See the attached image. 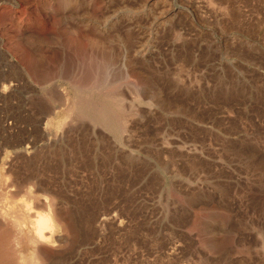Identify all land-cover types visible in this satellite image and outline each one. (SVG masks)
I'll list each match as a JSON object with an SVG mask.
<instances>
[{"label":"rangeland","instance_id":"rangeland-1","mask_svg":"<svg viewBox=\"0 0 264 264\" xmlns=\"http://www.w3.org/2000/svg\"><path fill=\"white\" fill-rule=\"evenodd\" d=\"M1 191L46 264H264V0H0Z\"/></svg>","mask_w":264,"mask_h":264},{"label":"bare ground","instance_id":"bare-ground-1","mask_svg":"<svg viewBox=\"0 0 264 264\" xmlns=\"http://www.w3.org/2000/svg\"><path fill=\"white\" fill-rule=\"evenodd\" d=\"M91 50V49H90ZM75 52V51H74ZM83 53V52H82ZM89 53H91V52H89ZM88 53V54H89ZM84 54H86V53H84ZM95 54V53H94ZM75 55V54H74ZM78 55V54H77ZM91 56H84L83 55V57H82V65H83V67H85L84 66V63H85V65L87 66V67H85L86 68V70H88V72H93V69L94 68H97V66H98V62H99V59H96L95 60V58H93V56H92V53L90 54ZM98 55V54H97ZM79 56V55H78ZM96 57V56H95ZM103 59V58H102ZM77 60V59H76ZM94 60V61H93ZM96 61H98V62H96ZM101 62V61H100ZM99 62V63H100ZM81 65V64H80ZM100 65V64H99ZM98 69V68H97ZM87 72V73H88ZM89 74V73H88ZM80 91V90H79ZM82 94V93H81ZM86 97V96H85ZM73 98V97H72ZM79 98H81V96H79ZM78 100V99H77ZM83 102V101H82ZM85 103V102H84ZM74 104V103H73ZM72 104V105H73ZM102 105H104V104H102ZM107 106V105H106ZM87 107V106H86ZM87 109V108H86ZM88 109H90V108H88ZM91 110V109H90ZM94 110V109H93ZM93 110H91L92 112H93V116H95V118L94 119H96V120H98L99 122L101 121V122H104L105 124H107L108 126H109V124H111V125H116L117 123L115 122V121H113V119H111V117L109 116V111H108V108H106V107H101V105H100V107H98L97 109H95L94 111ZM74 114V113H73ZM82 115V114H81ZM95 120V121H96ZM100 122V123H101ZM104 123L102 124V125H104ZM109 126L110 127V129H111V127L112 126ZM119 125V124H118ZM118 125H116V126H118ZM105 126V125H104ZM108 126H106L107 128H108ZM116 126H114V127H116ZM120 126V125H119ZM118 128V127H117ZM109 129V130H110ZM120 129V128H119ZM118 129V130H119ZM118 130H116L117 132H118ZM116 133V132H115ZM119 133V132H118ZM117 136V135H116ZM6 183H8V182H6ZM5 184V183H4ZM4 186V185H3ZM7 187V186H6ZM7 190V189H6ZM12 190V189H11ZM8 192H10V191H8ZM5 194H7V193H5ZM2 195V191L0 192V196ZM35 195H37V193H35ZM5 196V195H4ZM3 196V197H4ZM38 196H40V195H38ZM2 197V196H1ZM0 197V198H1ZM7 197H9V195L7 196ZM6 196L4 197V198H7ZM10 198V197H9ZM9 198H7V199H9ZM40 197H37V199H39ZM37 199L35 200V201H37ZM1 200H3V199H1ZM0 200V201H1ZM40 200H42V198L40 199ZM9 202L8 200H5V201H1L0 203H2V204H4L5 205V208L7 207L6 205H7V202ZM45 201V199L43 200V201H40V202H44ZM11 202V201H10ZM9 202V203H10ZM25 202V201H24ZM27 202V201H26ZM25 202V204L23 205V204H21V205H23L24 206V208H23V206L21 207V206H18V205H20V204H18V205H13L12 204V206H14V207H12V206H9V205H11V203L8 205L10 208L12 207L14 210H12V208L11 209H6L7 211L8 210H11V211H3V213H5V215H7V213L10 215V213H12L11 215H10V218H11V216H12V219L14 218V220L15 221H12V223H11V221L10 222H8V223H6V222H4L3 221V219L2 218H0V264H46V262L44 263L43 261H45V260H43V257H42V259H41V256H43L42 254V251H41V249L39 248V246H40V244H42V243H46V244H51V245H53L54 246V244H55V242L57 241V240H59V236L62 234H60V235H58V231H59V223H61L60 221L61 220H59L60 219V215L58 216V217H56L55 216V214L57 213H55L54 214V211H52V209H51V207L50 206H53V205H51L52 203H47V201H45V204H44V206L46 207V211L45 210H42L41 212H38L40 209H37L38 211H36V215H35V217H32V219H34V220H32V219H29L28 221H31L30 223L28 222V224L29 225H25L24 227H22L23 225H22V222H20L19 223V221L17 220L18 218H15V217H17V215H16V211L18 212L19 210H22L21 211V213L23 212V211H25V212H23V213H25V214H27V213H29L30 212V210L32 209V208H30L32 205L30 204V202L31 201H29L28 200V203H26ZM23 203V202H22ZM32 203V202H31ZM34 203V202H33ZM30 204V205H29ZM1 205V204H0ZM4 205H2V210L4 209L3 208V206ZM17 206H18V210L16 209L17 208ZM54 207V206H53ZM1 208V207H0ZM24 210H23V209ZM15 209H16V211H15ZM1 210V209H0ZM1 210V211H2ZM0 211V213H2ZM13 211H15V212H13ZM33 211V210H32ZM7 212V213H6ZM20 212V211H19ZM13 213H15V217H13ZM30 214V216H32L33 214L30 212L29 213ZM28 214V215H29ZM32 214V215H31ZM2 215V214H1ZM5 215H3V217H5ZM18 215H20V214H18ZM56 215H58V214H56ZM22 216L24 217V218H22ZM22 216H19V218L21 217L22 219H24L23 220V223H25V222H27V219L25 218V216H27V215H25L24 216V214L22 215ZM1 217V216H0ZM28 217V216H27ZM7 218V217H6ZM20 218V219H21ZM58 218V219H57ZM21 219V220H22ZM10 220V219H9ZM26 220V221H25ZM59 220V221H58ZM18 221V222H17ZM59 222V223H58ZM11 223V224H10ZM63 223V222H62ZM22 226H21V225ZM63 224H61V226H62ZM65 225V224H64ZM62 226V228L63 227H65V226ZM19 227V229L20 230H22L23 228H24V230H22V232H21V234H19L20 236H17L15 233H13L12 231H15L14 230V228L17 230V228ZM20 227H22V229L20 228ZM61 229V228H60ZM64 229H67V228H64ZM63 230V229H62ZM65 231V230H64ZM63 232V231H62ZM19 233V232H18ZM17 233V234H18ZM64 236V235H63ZM61 241V240H60ZM59 243H61V242H59ZM58 243V244H59ZM63 244V243H62ZM56 249H57V247H56ZM54 250V249H53ZM55 253V252H54ZM59 254V253H58ZM47 255V254H46ZM45 255V256H46ZM47 257H48V255H47ZM46 257V258H47ZM55 259V258H54ZM50 260V259H49ZM55 260H53V262H54ZM47 262H48V259H47ZM49 262H52L51 260L49 261ZM66 262V261H65ZM49 264H51V263H49ZM52 264H54V263H52ZM59 264V263H58Z\"/></svg>","mask_w":264,"mask_h":264}]
</instances>
